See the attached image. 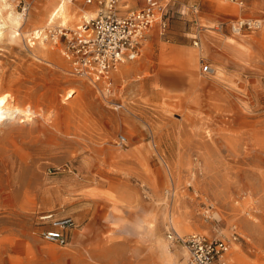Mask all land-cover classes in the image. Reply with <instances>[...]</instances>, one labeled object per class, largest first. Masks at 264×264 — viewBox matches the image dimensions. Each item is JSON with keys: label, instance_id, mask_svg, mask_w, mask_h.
<instances>
[{"label": "rangeland", "instance_id": "obj_1", "mask_svg": "<svg viewBox=\"0 0 264 264\" xmlns=\"http://www.w3.org/2000/svg\"><path fill=\"white\" fill-rule=\"evenodd\" d=\"M6 1L23 33L0 36V95L38 113L0 125V264H195L169 233L227 240L222 264H264V0H156L166 29L95 84L68 75L57 33L104 4L68 0L67 24L47 27L59 0ZM240 18L262 27L236 34ZM35 29L47 39L32 45ZM46 214L74 219L66 246L44 239Z\"/></svg>", "mask_w": 264, "mask_h": 264}, {"label": "built area", "instance_id": "obj_2", "mask_svg": "<svg viewBox=\"0 0 264 264\" xmlns=\"http://www.w3.org/2000/svg\"><path fill=\"white\" fill-rule=\"evenodd\" d=\"M121 1L99 0V4H104L105 9L95 19L84 22L76 31L57 33V38H64L65 51L73 57L79 76L97 80L106 78L119 64L134 61L140 56L146 34L157 23L162 30L166 29L167 21L162 16V9L156 0H145L141 9L126 8V14H123L124 11L120 8ZM86 2L92 4L93 0ZM261 27L262 21L253 18H240L232 23V30L236 34L244 31L254 32ZM198 44L196 42V45ZM202 71L209 73L210 67L206 65ZM118 141L121 145L126 144L124 136L118 137ZM40 219L43 222H51L54 228L43 232L46 241L61 246L68 244L65 232L76 227L73 218L56 219L53 214H46ZM167 239L172 245L185 248L195 264H222L229 249L227 240L210 239L198 233H169Z\"/></svg>", "mask_w": 264, "mask_h": 264}, {"label": "bare ground", "instance_id": "obj_3", "mask_svg": "<svg viewBox=\"0 0 264 264\" xmlns=\"http://www.w3.org/2000/svg\"><path fill=\"white\" fill-rule=\"evenodd\" d=\"M67 1L68 0H59V2L58 1L50 2V4L48 5V8L53 7V10L50 13L49 18L47 17L48 18L47 27L48 26L50 27L51 25H53V23H55L57 20L59 21L58 23H60L61 26H65L67 24V22L69 21V16H68V12H67V8H68ZM6 5H7L6 0H0V36L5 34L9 40L17 41L19 39V37L21 36V34L23 33L22 29L19 28L21 18H20V16L16 15L12 11H8V12L5 11ZM41 14H43V13H41ZM124 14H126V12ZM87 15L89 17H91V19H95V18H93L94 14H87ZM88 16L85 17V22L91 20V19H88ZM12 22H13V25H11ZM79 27H80V25L77 28H79ZM76 30H72V31H76ZM60 31H71V29H62V30H59V32ZM31 36H32V38L29 40V42L32 45L36 44L33 39L41 40V43H43L44 40L47 39L44 37V30H42V29H35L32 32ZM228 47L231 49H236L235 44H230V45H228ZM41 50H42V52L47 51L48 53H51L50 50H48L44 47ZM63 55H64L65 59L67 60V62L69 63L70 67L72 68L68 75L77 76L78 71H77L76 64H74V62H73V57L71 55L67 54L66 51L63 52L62 56ZM198 57H199V54L197 52L193 53L190 55V60L193 62H197ZM125 67L127 68V66H124V68ZM214 72H215L214 69H212V73H214ZM175 76H177V75H174L171 71H168V72H165L163 74L162 79L171 81L172 79H174ZM174 81H176V80H174ZM92 82L95 84L97 82V79H92ZM72 92L75 93V91H73V90H72ZM12 94L6 93L3 95H0V125H4L6 120H10L11 123L19 122L22 119L23 120L21 122H27L30 120L32 121L33 117L36 116L38 113L35 109L36 108L35 105L28 103L27 102L28 100L27 101L18 100L15 96H13L14 94L13 95ZM16 96H18V95H16ZM38 98H39V96L37 97V99ZM219 108H218V110L220 111ZM220 113H222V112L220 111ZM116 210L117 209L115 207H113L109 211L108 218L111 222H116V221L120 220V218L116 215ZM135 227L136 226H134V225H124L122 227V230L129 232V231L135 230L136 229ZM151 227H149V228L151 229Z\"/></svg>", "mask_w": 264, "mask_h": 264}, {"label": "crops", "instance_id": "obj_4", "mask_svg": "<svg viewBox=\"0 0 264 264\" xmlns=\"http://www.w3.org/2000/svg\"><path fill=\"white\" fill-rule=\"evenodd\" d=\"M92 12V10H90ZM90 14H93V13H90ZM124 14V13H123Z\"/></svg>", "mask_w": 264, "mask_h": 264}]
</instances>
